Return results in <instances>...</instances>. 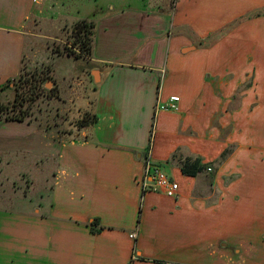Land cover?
Wrapping results in <instances>:
<instances>
[{"label": "crops", "instance_id": "0c3cea01", "mask_svg": "<svg viewBox=\"0 0 264 264\" xmlns=\"http://www.w3.org/2000/svg\"><path fill=\"white\" fill-rule=\"evenodd\" d=\"M55 1L0 0V89L19 74L28 19ZM124 2L80 1L96 121L81 140L44 130L49 206L0 211V264H264V0ZM171 96L177 111L155 110ZM177 149L212 172L183 175L168 162ZM147 152L177 197L142 196Z\"/></svg>", "mask_w": 264, "mask_h": 264}, {"label": "rangeland", "instance_id": "374dc122", "mask_svg": "<svg viewBox=\"0 0 264 264\" xmlns=\"http://www.w3.org/2000/svg\"><path fill=\"white\" fill-rule=\"evenodd\" d=\"M80 1L83 0H58L54 7L51 3L32 14L24 27L26 35L19 74L1 86L0 106L8 109L0 114V211L28 216L46 212L56 155L46 154L51 145L46 142L45 129L49 137L61 141L81 140L89 135L99 72H90L92 68L86 58L69 54V51H77L71 44L77 24L86 21L80 18L81 13L76 14L78 8L81 10ZM129 1L125 0L124 5ZM137 1L149 7H164L166 11L172 9L175 2ZM20 74L24 78L38 79L41 86L36 90L37 95H32L34 100L21 106L27 111L24 120L9 121L6 115L13 113L11 106ZM82 123L88 124L81 126Z\"/></svg>", "mask_w": 264, "mask_h": 264}, {"label": "trees", "instance_id": "16d2710c", "mask_svg": "<svg viewBox=\"0 0 264 264\" xmlns=\"http://www.w3.org/2000/svg\"><path fill=\"white\" fill-rule=\"evenodd\" d=\"M254 15H258L259 11L253 13ZM237 22V20H235L234 22L226 25L225 27L219 29L216 32H212L210 33L205 40L204 44H211L213 43L216 39H218L220 36H222L227 29H229L233 24H235ZM93 28H94V24L92 22H87V21H80L77 24V28H76V33H75V39L73 42H71V44L73 45V47H75L77 49V51H69L70 55H74L75 58L78 57H83V58H87L90 55V50L92 47V36H93ZM200 41V43L202 42ZM9 80H7L6 82H8ZM18 81L19 84L18 86L15 87V95H14V100H13V106L14 107L11 109L12 115H6L7 120L9 121H17V122H22L26 116V109H22L21 106H24L23 104L26 101H30V100H34V98H32V95H34V97L37 95L36 90L39 89V87L41 86L40 82H37L38 79H34V77H30V78H24L23 74H20L18 77ZM34 81V82H33ZM19 91L21 93H19ZM5 109H8V107H3L0 106V114L2 113V111H4ZM16 111V112H15ZM96 121V117L95 115L92 116L91 121L89 123L93 124ZM88 123H82L81 126H87ZM55 138V137H54ZM56 140H60L55 138ZM177 149L174 153H172L170 159H168L169 161H174L181 173L183 175H187V176H196L197 174L203 172L204 170H206L207 168V164L202 162V159L199 156L196 155H187V156H182L181 154L178 153ZM228 150L225 149L221 155L219 160H222L225 158V156L227 155ZM139 222V217L137 218V223ZM91 225H98V219H93L92 222L90 223ZM98 229H101V227H99ZM93 231H97V229L92 228Z\"/></svg>", "mask_w": 264, "mask_h": 264}, {"label": "built area", "instance_id": "2783aa9c", "mask_svg": "<svg viewBox=\"0 0 264 264\" xmlns=\"http://www.w3.org/2000/svg\"><path fill=\"white\" fill-rule=\"evenodd\" d=\"M178 100L177 96H171L166 101L159 102L156 105L155 110L177 111ZM208 170H210V168H208ZM138 182L142 191V196L146 191L163 193L171 198H175L178 195V182L167 175L158 164L152 161L149 152H147L143 158V170ZM129 236L133 238L135 233L133 232Z\"/></svg>", "mask_w": 264, "mask_h": 264}, {"label": "water", "instance_id": "95a60500", "mask_svg": "<svg viewBox=\"0 0 264 264\" xmlns=\"http://www.w3.org/2000/svg\"><path fill=\"white\" fill-rule=\"evenodd\" d=\"M94 72H96V71H94Z\"/></svg>", "mask_w": 264, "mask_h": 264}]
</instances>
